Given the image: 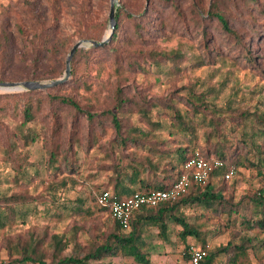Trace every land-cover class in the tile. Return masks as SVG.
<instances>
[{"label": "rangeland", "instance_id": "374dc122", "mask_svg": "<svg viewBox=\"0 0 264 264\" xmlns=\"http://www.w3.org/2000/svg\"><path fill=\"white\" fill-rule=\"evenodd\" d=\"M58 1L57 11L54 13V7L50 5L51 0H0V5H18L19 9H15L13 15L15 21L26 19L30 23V17L33 20V16L38 14V7L51 8L53 11L48 12L51 16L48 25L53 24L50 35L62 49L61 53L44 61L43 65H38L36 69L33 62H26L27 66L16 63L13 72L7 71L6 75H13L18 81L9 83L25 82L21 80L22 77L31 75L38 78L34 81H50L47 78L39 79L45 76H56L57 80L63 76L66 58L76 42H100L107 35L110 0ZM116 1L117 7H124L125 12L132 14L135 19H140L146 29L142 37L137 38L132 30L134 22L129 19L123 22L121 36L125 42L120 45L121 49H128L127 55L135 62L132 69H123L124 71L117 75L114 70L117 63L114 55L103 57L99 62L94 57H88L76 66V76L91 85L92 92L88 93L81 86L63 89L60 88L61 85L57 86L60 88L58 91L73 96L83 108L100 114L116 105V91L121 88L123 97L140 105L146 104L152 120L165 124V129L155 134L156 140L168 142L166 146L159 145L160 150L173 151L188 145L201 151L213 147L233 150L237 145L240 146L245 138L244 133H251L248 132L246 115L257 112L264 115V0ZM38 2H42L43 7H40ZM213 3L217 4V8L212 11H220L225 15L234 34L216 26L215 19L208 14ZM28 4H34L30 10ZM199 16L202 22L197 20ZM26 25L23 31L27 36L22 40L19 38L21 41L32 40V33L39 28H29ZM10 31L14 32V24L11 25ZM246 47L255 57L252 64L247 62L243 55ZM87 49L91 48L80 50ZM175 50L180 53L181 58L171 54V51ZM41 92L47 94L49 90ZM193 95L202 96L201 101H196ZM46 107L47 105L43 106V118L36 123L38 129L51 126ZM176 112L186 117L187 124L193 127L189 134L180 132L176 127H169L171 117ZM58 113L62 117L60 131L63 138L69 139L70 135L81 137V148H73V152L77 151L76 156L72 157L77 169L76 174L75 171L67 173L61 166L57 175L50 177L41 167L46 154L42 141L29 147V162L34 164L25 170L28 192L33 197L47 199L51 193L47 189L50 184L55 185L64 179L67 180V185L60 193L58 204L39 206L36 202L25 207L26 210L22 208L24 217L8 226L7 233L23 236L34 231L48 236L65 235L67 238H73L65 254L75 255L80 253L77 245L86 248L111 231L110 217L96 209L92 195L97 191L96 187L112 189L108 182L114 177L112 169L118 163L117 152L114 151L118 136L126 137L125 131L130 127H138L144 132H148L149 128L141 122L140 114L135 109L129 114L119 113L118 117L123 126L120 135L108 120L102 121L100 125H91L84 117H77L74 121L73 114L67 110ZM5 122L11 130H14L17 124L15 119L10 118H6ZM220 125L222 129L226 127V130H219ZM216 129L218 132H215ZM93 135L94 144L90 145ZM145 142L149 143L147 140ZM254 144L256 147L259 144L264 145V134L258 135ZM140 145L136 149L133 143L128 141L122 149L123 158L126 160L123 164L135 157H151L147 149H141ZM250 149L251 154L257 150L253 146ZM2 155L3 152L0 151V198L13 193H23L25 187L22 182L13 180L15 174L10 166L2 161ZM168 157L174 159L175 155L170 153ZM249 157L252 158L251 155ZM169 159H160L158 170L169 167ZM126 173L129 175L131 169H127ZM212 187L215 191H220L224 200H230L229 203L236 205L238 213L232 212L230 218H227V214L217 215L195 206L185 207L179 212L189 223L204 224V229L208 232V251L229 242L237 244L247 237L257 241L263 240L264 234L258 230L242 232L240 222L243 218H249L248 199L264 188V178L257 176L254 170L241 169L239 175L225 183L216 178ZM76 207L87 210L88 215H73L71 209ZM201 214L205 217L199 221ZM55 215H62V218L57 220ZM179 231V227L169 224L167 241H164L158 236L156 229L146 230L149 237L148 246L144 251L149 253L150 264H182L185 261L186 250L185 245L178 239ZM235 234L242 238L239 240ZM187 243L190 247L199 246V242L194 238H189ZM256 250V253L254 250H248L247 258L242 261L264 264V250ZM0 259L8 261L6 251L1 248ZM91 264L135 263L130 259L118 258Z\"/></svg>", "mask_w": 264, "mask_h": 264}, {"label": "trees", "instance_id": "16d2710c", "mask_svg": "<svg viewBox=\"0 0 264 264\" xmlns=\"http://www.w3.org/2000/svg\"><path fill=\"white\" fill-rule=\"evenodd\" d=\"M255 1V0H252ZM58 0H51L50 5L54 7V13ZM34 4H28L33 7ZM38 5L43 7L42 2ZM123 5V4H122ZM217 4L211 5L208 14L215 19L216 26H220L228 33L234 34L229 26L228 19L220 11L213 12ZM15 9H19L18 5L10 3L6 6L0 5V82H15L14 78L7 77L6 72H13L16 68V63L27 66L33 62V67L36 69L38 65H43L44 61L52 59L56 54L62 52L57 40L50 35L53 24L48 25L51 16L48 13L53 11L51 8H39L37 15L30 17V23L26 19L14 20ZM40 10V12H39ZM23 12V9L21 8ZM33 12V10L31 9ZM34 14V13H33ZM137 17V16H136ZM116 27L111 36V40L104 47L91 48L87 50L78 49L71 61V75L69 80L58 87L72 88L73 86H81L85 91L91 93V85L83 81L81 77L76 76V66H78L85 58L94 57L99 62L101 58L108 55H114L116 60V74H121L124 70L132 69L134 61L127 55V48L121 49L122 39L121 32L125 19L134 22L133 32L137 38H141L146 32L144 23L140 19H135L130 13L125 12L124 7L116 6ZM199 22L203 20L197 17ZM15 21V22H14ZM14 24V32L10 31L11 25ZM26 26H39L34 31L32 40L21 41L25 35L23 28ZM33 29V28H32ZM258 36V34H256ZM19 38L21 40H19ZM26 38V37H25ZM256 38V37H255ZM171 54L180 57V53L171 51ZM247 62L252 64L255 57L251 54L247 47L243 53ZM78 56V58H77ZM28 62V64L26 63ZM26 63V64H25ZM31 66V65H30ZM2 71V72H1ZM55 80L56 76L41 77L39 79ZM38 78L34 75L30 77H22L21 80L34 81ZM60 88L48 89L49 93L45 94L41 91H24L16 93H0V151L3 152L2 161L8 164L15 176V182H22L25 190L23 193H13L10 196L0 198V248L6 251L8 261L0 259V264H91L103 262L107 259L126 258L132 260L135 264H150L149 253L144 249L148 246L146 233L147 229L154 228L158 232V236L162 240L167 241L168 225L173 224L180 228L177 236L185 245L184 248V264L189 259V249L194 246H189L187 240L194 238L199 242L200 248L206 252V256L201 264H250L242 259L247 258L248 250L263 249L264 239L257 241L255 238H242L239 234H235L240 240L237 244L229 242L227 245L219 246L208 251L207 235L208 232L204 229V224L189 223L179 212L185 207H198L204 211H212L213 214H227V218L233 213H238L236 205H233L230 200H224L220 191H215L212 187V182L218 178L222 183L227 182L225 176L231 174V178L239 175V170L247 169L254 170L257 176L264 178V145L256 147L254 140L258 135L264 134V115L261 113H253L246 115L248 124V132L244 133V139L240 146H236L233 150L222 147L206 148L201 151L195 146H185L177 148L173 151L160 150L159 145L166 146L167 141H158L155 139L156 132L165 129V124L159 120L153 121L149 115L150 109L146 104L139 103L123 97L121 88L117 92L116 105L107 111L94 113L90 109L83 108L80 103L71 95L61 93ZM59 90V91H58ZM196 101H201L202 96H194ZM47 105L48 121L51 122L49 128H37L36 123L41 120L43 106ZM92 108L91 105H87ZM156 106V105H153ZM125 108V109H124ZM136 110L140 114L141 122L149 128L148 132L142 131L138 127H130L125 131L126 137L118 136L114 144V151L117 152L118 163L113 167L114 177L109 180L108 184L112 187L100 189L96 187L92 195L93 205L97 210L107 213L110 217L111 231L108 235L99 237L96 242L90 243L86 248L78 246V252L75 255L65 254L69 245L70 238L65 235H47L44 233H36L34 231L27 232L25 235H10L7 230L20 217H24L25 207L38 202L39 206L60 202V193L63 192L67 185V180L62 179L55 185L50 184L47 189L51 191L48 198L33 197L27 190V173L25 170L34 163L29 162L28 149L35 142L42 141L43 149L45 150V159L41 163V167L46 170L50 177L57 175L61 166L65 168L67 173H73L76 168L72 160L76 156L77 151L73 152L74 146L81 148V137L70 135L69 139L63 138L60 131L62 117L59 111L67 110L72 113L73 120L81 117L91 125H100L104 120H108L113 126L115 132L120 135L123 126L119 119V113L133 112ZM198 113V112H197ZM103 120H100V118ZM6 118L15 119L16 126L14 130L9 128L5 122ZM187 118L179 112L171 117L169 127H176L180 132L187 133L192 131V126L187 124ZM263 127V129L261 128ZM220 125L219 130H226V127ZM257 128L256 130H254ZM215 132H218L216 129ZM210 136V135H209ZM209 139V138H208ZM149 141L146 143L145 141ZM131 142L136 149L141 146V149L151 154V157L145 156L143 159L126 160L123 158L122 149ZM94 144V135L90 138V145ZM251 146L257 149L251 154ZM248 151H245V149ZM198 152L206 160L215 159L223 163L221 168L213 167L209 175L208 182L205 186H199L191 183L187 192L173 200L163 202L156 207H143L130 216L128 226L124 228L112 215L107 207L99 205L98 198L102 193L110 192L111 201H121L132 196L134 193H149L153 191H165L172 187L182 176H189V172L185 170L187 161ZM172 153L175 158L172 159L168 155ZM213 155V156H212ZM252 156V158L249 157ZM170 158L168 166L158 170V162L160 159ZM127 169H131V173L127 175ZM248 219H242L240 222L241 231L249 232L258 230L264 234V188L256 191L249 199ZM23 208V209H22ZM73 215L83 216L88 215V211L81 207L71 209ZM57 220L62 218V215H55ZM205 215L201 214L199 221L203 220ZM198 221V222H199ZM77 231H75L76 234ZM235 236H233L235 238ZM258 251V250H256ZM256 251L254 253H256ZM49 260V262H47ZM261 261L260 259H258ZM260 264H263L261 262Z\"/></svg>", "mask_w": 264, "mask_h": 264}, {"label": "built area", "instance_id": "2783aa9c", "mask_svg": "<svg viewBox=\"0 0 264 264\" xmlns=\"http://www.w3.org/2000/svg\"><path fill=\"white\" fill-rule=\"evenodd\" d=\"M222 166V162L215 159L206 160L196 152L185 165V170L189 172V176H182L168 190L153 191L145 194L136 192L132 196L121 201H111V193L106 192L100 195L98 203L103 207H107L111 211L113 217L124 228H126L133 212L143 207L153 208L168 200L177 199L187 192L191 183L205 186L208 182L212 168H221ZM230 178L231 174L225 176L226 180H229ZM205 256L206 252L204 250L197 247H191L189 249L188 262L185 264H201Z\"/></svg>", "mask_w": 264, "mask_h": 264}, {"label": "water", "instance_id": "95a60500", "mask_svg": "<svg viewBox=\"0 0 264 264\" xmlns=\"http://www.w3.org/2000/svg\"><path fill=\"white\" fill-rule=\"evenodd\" d=\"M116 0H110V11H109V18H108V33L107 35L100 41H92V40H80L76 42L65 61V71L61 78L57 80H50V81H25V82H17V83H9V82H0V91L5 92H22V91H41V90H48L51 88H55L62 84H65L71 75V61L78 49L81 48H99L104 47L108 44L111 40V36L116 27Z\"/></svg>", "mask_w": 264, "mask_h": 264}, {"label": "crops", "instance_id": "0c3cea01", "mask_svg": "<svg viewBox=\"0 0 264 264\" xmlns=\"http://www.w3.org/2000/svg\"><path fill=\"white\" fill-rule=\"evenodd\" d=\"M182 264H184V262Z\"/></svg>", "mask_w": 264, "mask_h": 264}]
</instances>
